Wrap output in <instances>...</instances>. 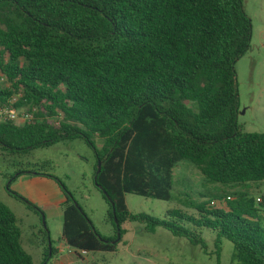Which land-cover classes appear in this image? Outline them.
I'll return each instance as SVG.
<instances>
[{
    "label": "trees",
    "instance_id": "16d2710c",
    "mask_svg": "<svg viewBox=\"0 0 264 264\" xmlns=\"http://www.w3.org/2000/svg\"><path fill=\"white\" fill-rule=\"evenodd\" d=\"M250 33L242 0H0V75L8 84L0 87V105L21 93L15 107L35 109L28 122L0 123L1 149L27 155L79 139L94 154V187L108 206L111 237L94 229L59 180L34 171L64 194L60 239L68 248L114 253L123 226L134 223L185 239L215 264L223 241L232 245L231 264H264V211L245 193L224 198L223 208L214 197L189 202L193 214L171 209L164 219L125 204L128 194L170 201L182 161L207 185L264 181V133H245L235 121L234 63ZM6 192L33 209L9 186ZM201 230L215 234L212 254ZM39 243L48 264L57 252L45 230ZM0 264H33L15 215L1 202Z\"/></svg>",
    "mask_w": 264,
    "mask_h": 264
},
{
    "label": "rangeland",
    "instance_id": "374dc122",
    "mask_svg": "<svg viewBox=\"0 0 264 264\" xmlns=\"http://www.w3.org/2000/svg\"><path fill=\"white\" fill-rule=\"evenodd\" d=\"M242 5L250 21L251 33L249 48L234 63L238 98L235 121L243 132L261 134L264 133V0H242ZM0 87L5 88V83L0 84ZM100 144L96 139V145ZM44 163L49 165L45 166ZM94 164L92 150L79 139L35 149L27 155H8L0 147V202L14 211L21 231V246L32 255L33 264L43 263L41 247L35 246L32 241L36 233L32 224L37 225L39 232L45 230L52 247H57L61 243L62 218L57 212L45 217L37 209H29L25 203L9 199L7 187L20 171L47 172L73 195L94 229L103 237H111L112 227L105 221L108 206L94 187ZM240 193L247 194L254 201L255 207L264 211V207L256 205L257 198L264 197V181L243 186L207 185L195 166L182 161L173 169L170 201L128 194L125 195V204L131 213H145L164 219L166 212L171 209L193 214L189 202H208L212 197L217 199L213 205L223 208L224 198L230 196L233 199ZM200 195H204V198H200ZM123 229L125 233L114 253L93 252L81 255L76 252L74 255L75 252L70 248L71 251L62 248L55 258L60 264H215L213 256L206 255L198 246L173 237L161 228L153 234L146 233L141 225L134 223L125 224ZM200 233L207 244L206 252L212 254L215 234L207 230H201ZM232 250L231 243L223 241L221 264H231Z\"/></svg>",
    "mask_w": 264,
    "mask_h": 264
},
{
    "label": "crops",
    "instance_id": "0c3cea01",
    "mask_svg": "<svg viewBox=\"0 0 264 264\" xmlns=\"http://www.w3.org/2000/svg\"><path fill=\"white\" fill-rule=\"evenodd\" d=\"M9 190L12 193L18 195L20 198L27 201L29 204H31L33 206L34 210L37 209L43 215H45V217L51 216L53 212H57L58 215L62 218L61 205L65 201V197H64V194H63L61 188L59 187L57 182L54 181L53 179H50V178L45 177L43 175L36 174L35 172H32V171H22V173H19L18 175H16L15 178L11 181V183L9 184ZM7 197L9 199H13V200L15 199L17 201H20L14 197H11L8 193H7ZM20 202H22V201H20ZM5 206H7V205H5ZM8 208L10 209V207H8ZM10 210L15 215L14 211L12 209H10ZM15 217H16V215H15ZM32 228L34 231H36V233L33 234V240L32 241H34L35 246L40 247L39 231L37 229V225L33 223ZM53 248L57 252L55 256H57L60 249H62V248H65L66 250H70L65 245L64 241H62V240H61V243L59 246H57V247L53 246ZM40 250H39L40 256L42 258L41 261L43 263L42 249H40ZM68 253L73 254L71 252H68ZM28 254L31 256L32 262H33L32 255L30 253H28ZM74 255H76V253ZM48 264H60V263L57 260V258L54 257L51 260V262Z\"/></svg>",
    "mask_w": 264,
    "mask_h": 264
},
{
    "label": "built area",
    "instance_id": "2783aa9c",
    "mask_svg": "<svg viewBox=\"0 0 264 264\" xmlns=\"http://www.w3.org/2000/svg\"><path fill=\"white\" fill-rule=\"evenodd\" d=\"M5 83L3 81L2 76L0 75V84ZM8 88V84L5 83V89ZM21 93H17L11 96L6 103L0 105V123H15V124H23L32 119V115L35 109L28 111L24 107L16 108L17 100L20 98ZM264 200L263 198H257V202ZM81 255H86L87 253L84 251L78 252Z\"/></svg>",
    "mask_w": 264,
    "mask_h": 264
},
{
    "label": "water",
    "instance_id": "95a60500",
    "mask_svg": "<svg viewBox=\"0 0 264 264\" xmlns=\"http://www.w3.org/2000/svg\"><path fill=\"white\" fill-rule=\"evenodd\" d=\"M100 163L98 162V164H97V169H96V175L99 173V171H100ZM95 178H96V176L94 177V180H95ZM96 187L99 189V190H101L100 189V187L96 184ZM101 192H102V194L104 195V197L106 198V200H107V202H109V204L111 205V208H112V214L114 215V209H113V205H112V203H111V201H110V199H109V197L107 196V194H106V192L105 191H103V190H101ZM76 207H77V205H75ZM78 208V207H77ZM42 220H43V218H42ZM114 222H115V224H116V219L114 218ZM116 229H117V234H116V239L112 242V243H117L118 241H119V239H120V234H119V228L117 227V224H116ZM103 241V240H102ZM48 258L50 257V244H49V242H48ZM43 264H46V262L45 263H43Z\"/></svg>",
    "mask_w": 264,
    "mask_h": 264
}]
</instances>
